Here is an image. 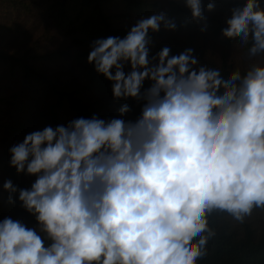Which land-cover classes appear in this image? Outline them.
Segmentation results:
<instances>
[{"label":"clouds","instance_id":"9594fccd","mask_svg":"<svg viewBox=\"0 0 264 264\" xmlns=\"http://www.w3.org/2000/svg\"><path fill=\"white\" fill-rule=\"evenodd\" d=\"M185 4L206 31L203 0ZM226 24V38L264 54V0H241ZM162 27L177 24L152 12L124 37L90 45L88 63L113 98L144 102L135 120L123 118L124 104L119 117L75 118L10 147V166L36 179L30 188L5 181L8 203L18 193L38 223L0 220V264H197L215 235L210 213L243 222L264 208V63L225 78L193 48L150 55V33Z\"/></svg>","mask_w":264,"mask_h":264},{"label":"trees","instance_id":"16d2710c","mask_svg":"<svg viewBox=\"0 0 264 264\" xmlns=\"http://www.w3.org/2000/svg\"><path fill=\"white\" fill-rule=\"evenodd\" d=\"M209 2L215 4L212 11L207 9ZM240 2L203 0L207 29L225 48L241 43L222 33L232 9ZM152 12H166L177 29L168 31L162 27L160 32L150 33L154 41L150 55L165 46L171 49L170 55L193 48L200 66L219 68L225 78L236 69L247 71L237 67L227 54L220 62L215 61L209 53V34L200 30L205 21L192 19L185 0H0V220L11 217L29 228L38 223L21 206L18 193L16 202L10 204L9 193L3 188L8 179L19 188H30L36 179L10 166L9 149L22 142L26 134L46 126H66L75 118H91L93 114L102 119L119 117L118 109L124 104L132 109L124 119L135 120L140 115L144 102L114 99L112 82L97 73L87 57L92 41L124 37L138 19ZM36 28L42 29L29 34ZM166 32H182L187 39L161 40ZM200 35L202 40L198 42ZM63 37L77 47L75 52L62 42ZM244 45L248 50L250 44ZM61 61L68 65L71 74L77 71L72 80L45 66ZM129 70L130 66L126 67L125 71ZM151 83L146 80L144 88ZM208 222L215 235L208 240L206 254L197 264H264V225L256 226L250 215L239 222L220 210L210 213Z\"/></svg>","mask_w":264,"mask_h":264},{"label":"rangeland","instance_id":"374dc122","mask_svg":"<svg viewBox=\"0 0 264 264\" xmlns=\"http://www.w3.org/2000/svg\"><path fill=\"white\" fill-rule=\"evenodd\" d=\"M42 28L31 29L29 34L32 33H39ZM206 33L209 34V53L215 59V61L220 62L225 54L228 55L229 60H231L237 67L246 68L255 65V64H262L264 63V56L258 54L256 56H250L249 51L246 49L243 43H238L237 45L233 46L232 48H225L217 38L213 37L211 34V30L207 29ZM26 34V37L29 35ZM169 38L171 42H181L184 41L186 35L182 34V32H166L162 37L161 40H166ZM62 42L66 45H70L73 52L77 50V47L70 41L69 38L63 37ZM202 40L201 35L198 38V42ZM48 69H51L52 72H59L61 71V77L64 79L72 80L77 71L71 74V70L68 68V65L63 63L62 61L58 64H47L45 65ZM252 219L256 222V226H263L264 225V209L259 211H252L251 215Z\"/></svg>","mask_w":264,"mask_h":264}]
</instances>
